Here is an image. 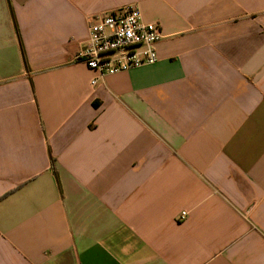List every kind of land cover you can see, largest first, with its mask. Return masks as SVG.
I'll return each mask as SVG.
<instances>
[{"label":"crops","instance_id":"obj_1","mask_svg":"<svg viewBox=\"0 0 264 264\" xmlns=\"http://www.w3.org/2000/svg\"><path fill=\"white\" fill-rule=\"evenodd\" d=\"M129 4L158 61L93 86ZM0 264H264V0H0Z\"/></svg>","mask_w":264,"mask_h":264},{"label":"built area","instance_id":"obj_2","mask_svg":"<svg viewBox=\"0 0 264 264\" xmlns=\"http://www.w3.org/2000/svg\"><path fill=\"white\" fill-rule=\"evenodd\" d=\"M88 24L89 40L77 60L97 72L93 86L108 75L157 63V44L163 38L160 25L145 22L137 4L90 16Z\"/></svg>","mask_w":264,"mask_h":264},{"label":"trees","instance_id":"obj_3","mask_svg":"<svg viewBox=\"0 0 264 264\" xmlns=\"http://www.w3.org/2000/svg\"><path fill=\"white\" fill-rule=\"evenodd\" d=\"M52 164H53V168H54V165H55V161H54V159H52Z\"/></svg>","mask_w":264,"mask_h":264},{"label":"clouds","instance_id":"obj_4","mask_svg":"<svg viewBox=\"0 0 264 264\" xmlns=\"http://www.w3.org/2000/svg\"><path fill=\"white\" fill-rule=\"evenodd\" d=\"M129 35H131V33H129Z\"/></svg>","mask_w":264,"mask_h":264}]
</instances>
